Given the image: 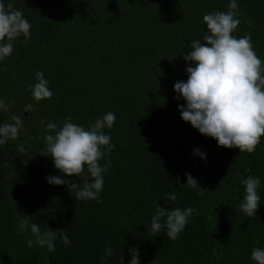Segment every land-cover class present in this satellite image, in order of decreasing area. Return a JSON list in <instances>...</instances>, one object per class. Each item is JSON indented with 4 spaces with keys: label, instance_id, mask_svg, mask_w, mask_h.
<instances>
[{
    "label": "trees",
    "instance_id": "1",
    "mask_svg": "<svg viewBox=\"0 0 264 264\" xmlns=\"http://www.w3.org/2000/svg\"><path fill=\"white\" fill-rule=\"evenodd\" d=\"M11 2L32 28L31 38L21 35L0 61V100L8 105L0 123L18 115L24 124L15 141L0 145V264H122L121 256L128 264L136 251L140 264H255L252 249L264 248V137L251 154L219 146L181 118L178 105L186 102L174 90L188 78L183 55L207 31L203 15L226 11L231 0ZM237 3L241 23L233 35L250 33L264 61V0ZM37 71L54 93L39 103L29 91ZM29 103L34 110L26 112ZM108 112L116 120L104 131L115 147L99 162L110 161L100 202L49 184L48 175L81 186L83 180L64 177L51 156L40 154L47 123L62 127L71 117L87 128ZM186 173L201 187H189ZM249 176L261 181L253 218L240 208ZM169 193L175 202L166 199ZM157 204L198 211L171 240L166 229L150 231ZM25 219L29 229L20 231ZM32 223L57 232L54 252L35 244Z\"/></svg>",
    "mask_w": 264,
    "mask_h": 264
},
{
    "label": "clouds",
    "instance_id": "2",
    "mask_svg": "<svg viewBox=\"0 0 264 264\" xmlns=\"http://www.w3.org/2000/svg\"><path fill=\"white\" fill-rule=\"evenodd\" d=\"M239 17L237 0H231L226 11L203 15L207 31L201 38L193 39L189 46L191 51L183 55V59L189 62L185 69L188 78L175 82L174 90L177 93L175 99L183 98L186 102L178 105L185 122H190L202 135L214 138L219 146L251 154L264 137V61L255 52L250 33L240 38L233 35L241 23ZM31 28L23 12L16 9L11 0L7 5L0 0V61L12 55L14 43L21 35L25 41L31 38ZM35 77L37 82L29 86L32 99L36 103L52 99L54 93L48 87L49 82L43 72L37 71ZM0 110H8L3 100H0ZM33 110V104L25 106L26 112ZM115 120V114L108 112L87 128L73 123L71 117L63 121L62 127L48 122L40 154L51 156L54 167L64 177H77L83 180V185L61 175H48L46 181L52 185H67L70 192L75 191L76 199L100 202L103 173L110 167V161L104 166L99 162L115 147L104 130L111 129ZM23 127V120L18 115H12L9 122L0 123V145L15 141ZM18 151L24 154L26 150L23 145H18ZM194 153L206 159V153L199 148L194 149ZM186 176L189 187L195 189L199 186L191 174L186 173ZM260 183L259 178L252 176L242 181L245 195L240 208L247 217H255L258 211ZM166 199L175 202L177 197L169 193ZM197 211L192 207L166 209L157 204L150 231L157 234L166 229L167 238L176 240ZM28 229L27 219L19 222L20 231ZM30 230L36 245L46 247L49 252L55 251L56 231L49 228L41 232L36 223L30 225ZM59 239L65 246L71 243L63 233ZM27 245L33 247V240L28 239ZM113 254L112 249L107 250V256ZM251 260L255 264H264V248L254 247ZM121 261L124 264L123 256ZM128 264H140L137 251L132 253Z\"/></svg>",
    "mask_w": 264,
    "mask_h": 264
}]
</instances>
